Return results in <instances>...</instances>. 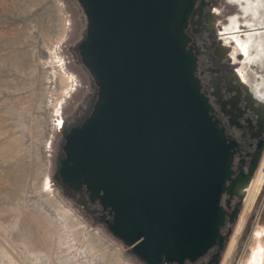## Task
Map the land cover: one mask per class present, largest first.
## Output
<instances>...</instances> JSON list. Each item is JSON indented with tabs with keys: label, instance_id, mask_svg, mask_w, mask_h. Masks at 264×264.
Segmentation results:
<instances>
[{
	"label": "water",
	"instance_id": "95a60500",
	"mask_svg": "<svg viewBox=\"0 0 264 264\" xmlns=\"http://www.w3.org/2000/svg\"><path fill=\"white\" fill-rule=\"evenodd\" d=\"M77 1L87 20L77 50L97 93L88 116L63 128L56 178L97 200L107 229L145 264L223 251L222 195L239 197L264 142L248 174L234 175L235 142L212 114L186 34L199 0Z\"/></svg>",
	"mask_w": 264,
	"mask_h": 264
},
{
	"label": "rangeland",
	"instance_id": "374dc122",
	"mask_svg": "<svg viewBox=\"0 0 264 264\" xmlns=\"http://www.w3.org/2000/svg\"><path fill=\"white\" fill-rule=\"evenodd\" d=\"M250 1L258 3L257 20L229 0H207L216 26L202 36L206 54L200 63L210 69L205 77L223 72L227 81L240 69L253 86L256 75L264 74L261 64L248 67L222 34L235 16L243 39L264 24V0ZM86 24L77 0H0V264H145L56 178L63 128L80 124L96 99L97 87L77 50ZM221 46L237 59H220ZM235 82L240 76L231 80L232 89ZM231 88L229 93L237 91ZM92 204V210L101 209ZM229 264H264V184Z\"/></svg>",
	"mask_w": 264,
	"mask_h": 264
},
{
	"label": "flooded vegetation",
	"instance_id": "af4514ba",
	"mask_svg": "<svg viewBox=\"0 0 264 264\" xmlns=\"http://www.w3.org/2000/svg\"><path fill=\"white\" fill-rule=\"evenodd\" d=\"M201 1L205 3L202 6L200 5ZM229 2L235 4L240 11L241 7H244L245 5H248V7L255 6L253 4L254 2L250 0H248V2L246 0H229ZM215 26L216 23L214 21L213 14H211V11L209 10L207 0H199L198 4L190 15L188 26L186 29V34L190 38L189 45L196 55V74L200 79L202 91L208 97V100L212 106V114L216 119H218L220 125L224 128L227 138L235 142V155L233 163L234 175L242 174L244 176L249 172L253 155L257 150L258 144L264 142V123L260 124L257 115L247 112V110L250 109L247 106V100L242 90H240V88L232 89L229 84L234 77L240 76L239 84L246 90L249 103L253 107L256 106L255 108L257 109L258 113L260 115L263 114L264 116V85L261 84L262 81L260 79L261 76L264 77V74L256 75V81L254 82L253 86L245 81L243 77L244 73L240 69L236 71L235 75L227 77L228 82L226 81V76L223 77V72L219 74V77H211L209 76V74L208 78L205 77L206 75L204 74V72L210 71V69L205 66H201L202 63H200V56H204L206 54V51L203 50V47H206L202 40V36L205 32L213 33ZM222 34L226 38H228V41L230 40L234 44L235 51L237 53H241L248 67L254 65V63H249L246 60L245 56L238 49L233 39L232 35L236 36L239 39L242 38L241 31L239 30L238 17L235 16L229 19L228 26L223 28ZM241 40H243V38ZM244 40H247L246 35L244 37ZM228 54L232 57V59H237L236 54L229 52L228 47L221 46L216 50V55L220 59ZM230 88L232 90L237 89L238 92L234 90L233 93H229ZM263 158L264 148L262 149V152L258 158L257 165L254 169V174L252 175L253 178L252 176L250 177L252 178V180L238 186L237 188V193L241 198L243 204ZM66 189L71 191L72 195H75V193H77L78 196L83 194L87 197V191L85 189H82V191L79 192H74L69 188ZM239 197L237 195L230 196L228 193H224L222 195L221 204L226 212V219L224 225L222 226V234L224 235L226 242V237L228 238V234L232 230L231 226L236 221V218L238 217V213L240 211L239 203L241 202V200H239ZM95 201L97 200H90L87 197L85 203L88 208L87 213L89 215H96L98 219H100L102 222H105V220L108 218V215L107 212H104L102 210V207L99 210L95 208L92 210L91 206ZM221 253L222 251L218 252L217 245H214L206 252V254L199 257L195 261H186L183 264H218L220 261Z\"/></svg>",
	"mask_w": 264,
	"mask_h": 264
},
{
	"label": "bare ground",
	"instance_id": "6f19581e",
	"mask_svg": "<svg viewBox=\"0 0 264 264\" xmlns=\"http://www.w3.org/2000/svg\"><path fill=\"white\" fill-rule=\"evenodd\" d=\"M248 2V0H246ZM255 6H249L245 5L244 7H241L242 14L245 15L251 14L254 19H256L257 16V8L258 3H253ZM262 18V17H261ZM257 20V19H256ZM260 21V20H259ZM258 23V21H257ZM256 24V23H255ZM250 25V24H248ZM253 26V25H252ZM251 26V27H252ZM250 30L253 31V34L248 33L247 40L244 39L241 40L237 38L236 36H233V39L238 47V49L243 53L246 60L249 63L254 64H261L262 72L264 73V24H259L258 28L253 27ZM262 85H264V77L261 76ZM264 184V158L259 166V169L256 173V176L254 178V181L249 189L248 195L244 201V207L240 214V217L238 219V222L236 223V227L234 229V232L232 234V237L230 238L228 242V246L226 249V252L224 254V257L222 259L221 264H229V260L233 255V252L236 249L237 242L241 236V233L246 225L247 219L249 217V214L253 208V205L259 196ZM247 193V192H246Z\"/></svg>",
	"mask_w": 264,
	"mask_h": 264
}]
</instances>
